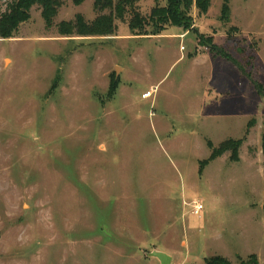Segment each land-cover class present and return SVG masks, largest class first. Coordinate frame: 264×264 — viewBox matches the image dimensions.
Here are the masks:
<instances>
[{"label":"rangeland","instance_id":"374dc122","mask_svg":"<svg viewBox=\"0 0 264 264\" xmlns=\"http://www.w3.org/2000/svg\"><path fill=\"white\" fill-rule=\"evenodd\" d=\"M58 1L0 39V264H264V97L211 48L264 86V0L193 4L188 31L138 0L143 29L128 13L107 37L60 35L100 14ZM228 140L237 160L209 161Z\"/></svg>","mask_w":264,"mask_h":264},{"label":"trees","instance_id":"16d2710c","mask_svg":"<svg viewBox=\"0 0 264 264\" xmlns=\"http://www.w3.org/2000/svg\"><path fill=\"white\" fill-rule=\"evenodd\" d=\"M85 0H73L74 5L80 6ZM138 0H93V9L100 15L97 16L90 23L85 22L81 15H76L73 21L61 22L58 25V32L60 35L78 36V37H107L112 36L116 32V21H123L125 15L132 14V19L129 22V27L132 31L142 30L145 24L143 18L140 17L136 10V3ZM193 4L198 11V15L202 16L207 13L209 8V0H167V6L161 9H154L151 17L159 18V22L164 25L178 27L184 31H188L192 27V18L190 10ZM38 6L41 9V17L45 22L47 28L52 26L53 19L58 13L60 2L58 0H12L8 5L6 11L0 16V39H10L16 33L18 27L29 19V11L32 7ZM108 11V14H102ZM222 19L228 22L229 10L226 5L223 6ZM165 29L159 28L156 34ZM154 34V35H156ZM200 44L205 46V38L202 35L198 36ZM210 47V46H207ZM249 54L251 61L255 62V52L252 51L253 45H249ZM217 55L221 56L252 81L257 91L264 97V86L251 79L239 65L238 61L234 59L229 53L211 47ZM242 57L245 56V51L239 49L237 51ZM55 86V85H54ZM241 146V141L228 140L221 143L218 148L212 149L209 161L215 160L225 152L229 151L233 161L237 160V152ZM211 148V147H210ZM262 152L264 155V133L262 135ZM205 264H231L228 260L222 257H211L205 260ZM240 264H258L255 256H250L248 261H242Z\"/></svg>","mask_w":264,"mask_h":264},{"label":"water","instance_id":"95a60500","mask_svg":"<svg viewBox=\"0 0 264 264\" xmlns=\"http://www.w3.org/2000/svg\"><path fill=\"white\" fill-rule=\"evenodd\" d=\"M149 256L158 259L160 264H169L171 261L169 256L161 252H152Z\"/></svg>","mask_w":264,"mask_h":264},{"label":"built area","instance_id":"2783aa9c","mask_svg":"<svg viewBox=\"0 0 264 264\" xmlns=\"http://www.w3.org/2000/svg\"><path fill=\"white\" fill-rule=\"evenodd\" d=\"M201 210H202V205H198L197 204V205L194 206V214L195 215H198Z\"/></svg>","mask_w":264,"mask_h":264}]
</instances>
